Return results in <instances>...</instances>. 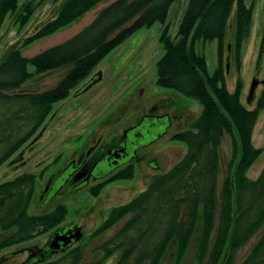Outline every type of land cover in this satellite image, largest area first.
I'll return each instance as SVG.
<instances>
[{"label":"trees","instance_id":"trees-1","mask_svg":"<svg viewBox=\"0 0 264 264\" xmlns=\"http://www.w3.org/2000/svg\"><path fill=\"white\" fill-rule=\"evenodd\" d=\"M101 1L66 0L57 15L28 37L22 46L68 26ZM175 1L114 0L65 41L32 57H25L19 49H14L0 63V102L25 101L26 105L17 114L19 119L32 120L27 132L7 145L0 156L1 165L36 132L52 106L66 99L112 49L142 27H150L158 21L163 24L160 40L164 53L156 63V83L197 99L202 109L186 129L172 137L186 144L185 155L170 169L154 176L129 202L112 207L97 229L96 234H101L122 222L100 246L104 260L116 255L112 264H161L171 249L175 251L174 264H180L195 235L198 236L197 264H231L234 251L264 222V166L255 179L246 175L263 152L251 139L258 114L264 109V90L255 107L248 109L240 100L242 79L238 77L235 89L229 91L224 71V37L230 15L234 11L233 38L239 71L240 49L250 35L253 3L189 0L177 34L171 37L166 21ZM18 2L0 0V29L6 16L16 12ZM37 6L33 0H28L16 20L25 24ZM213 40L218 41L219 58L218 65L209 73L206 58L196 50V43ZM28 64L34 67L35 74L62 67L68 70L50 89L7 95L6 91L19 88L32 77L33 73L27 70ZM225 137L231 143V157L221 187V209L216 227L220 146ZM8 138L9 131L0 121V142ZM134 173L131 167L115 180L132 178ZM35 184L36 177L32 173H23L0 184V197L5 200L0 213V231L4 232L0 249L48 233L65 219L67 207L63 203L40 214L29 212ZM103 186L93 190V194ZM42 264H103V261H83L80 248L76 247ZM242 264H264V235Z\"/></svg>","mask_w":264,"mask_h":264},{"label":"rangeland","instance_id":"rangeland-1","mask_svg":"<svg viewBox=\"0 0 264 264\" xmlns=\"http://www.w3.org/2000/svg\"><path fill=\"white\" fill-rule=\"evenodd\" d=\"M27 1L19 0L16 12L8 14L2 24L0 63L14 49H19L25 57H32L65 41L86 26L101 8L114 0H102L68 26L50 36L22 46L28 37L57 15L66 0L56 2L33 0V4L37 3L38 6L28 21L21 25L16 18ZM188 1L176 0L170 7L166 24H168V34L171 37L177 34L178 25ZM245 1L247 5L253 3V12L250 35L240 49L241 67L238 71L233 38L234 11H232L224 37V71L229 91L235 89L238 77L242 79L240 100L246 108L253 109L257 98L264 90V0ZM163 28V24L159 21L150 27H142L112 49L99 61L91 73L72 89L66 99L52 106L50 114L36 132L0 165V184L23 173L35 175L36 184L29 206L30 213L40 214L52 210L60 203L67 207L65 219L52 231L29 241L0 249V264H42L64 256L67 252H53L46 259L37 261L29 257V249L41 248L53 231L68 224L80 227L82 236L71 245L70 249L80 248L83 261H103V264H112L116 255L104 260V252L100 246L118 230L122 222L101 234H96L97 229L105 221L112 207L129 202L148 186L154 176L170 169L185 155L186 144L173 140L171 135L173 130L177 133L186 129L199 116L202 109L197 99L156 83V63L164 53L160 40ZM196 50L204 54L208 71L212 73L218 65V41H199L196 43ZM27 70L33 73L32 77L19 88L6 91L7 95L37 93L50 89L64 77L68 67L35 74L34 67L28 64ZM97 73H100L101 78L87 90L76 95L77 89L86 83L89 77ZM254 80L258 82L253 93L250 94ZM24 105H26L25 101L0 102V121L3 128L9 131V138L5 142H0V156L11 141L22 136L32 125L31 119L23 118L25 113L22 115L23 119H19L20 116L17 113ZM154 105H157L159 109H167L168 112L175 111L174 113L178 115L176 119L173 118V130L162 133V128H157L154 134L146 135L148 141L155 140L145 152V158H149L151 162L148 160L141 162L139 169L135 168L132 178L104 183L106 185L100 188L97 194H93V190L88 189L66 192L64 187L62 193L49 199L50 205L42 204L44 201L39 195L45 193L43 190L49 177L57 171L58 167L70 161L74 150L86 149L88 144L98 137H101L105 144L111 143L119 138L127 127L138 123L148 109ZM251 140L255 147L263 149L262 154L246 172L249 179H255L264 166V109L258 114ZM154 157L156 159L153 161ZM230 157L231 143L229 138L225 137L220 146L216 227L221 209V187ZM4 202L5 200L0 197V213ZM263 227L264 224L245 244L234 251L231 264L244 262L264 234ZM3 235L4 232L0 231V240ZM214 236L215 230L212 232L210 245ZM197 248L198 236L195 235L180 264H197ZM174 260L175 251L171 249L165 254L161 264H174Z\"/></svg>","mask_w":264,"mask_h":264},{"label":"flooded vegetation","instance_id":"flooded-vegetation-1","mask_svg":"<svg viewBox=\"0 0 264 264\" xmlns=\"http://www.w3.org/2000/svg\"><path fill=\"white\" fill-rule=\"evenodd\" d=\"M100 78V73L89 77L88 81L77 89L75 94L84 92ZM174 112L175 111L172 110L168 112L167 109H159L157 105H154L148 109L138 123L127 127L121 136L111 143L105 144L102 138L98 137L94 138L86 149L80 151L74 150L70 161L58 167L57 171L49 177L43 190V193L44 191L45 193L39 195L44 201L42 204L47 206L50 205L49 199L62 193L61 191L64 187L66 192H78L86 189L95 190L101 185H106L109 182L115 181V179L122 175L127 169L131 167L134 169L137 167V169H139L141 162H145L146 160L151 162L149 158H145V152L155 140L148 141L146 135L149 136L154 134L153 132L156 131L157 128H162V133L173 130V118L176 119L178 115V113L175 114ZM174 134L175 131L173 130L171 136ZM155 159L156 157H154L153 161ZM50 183L52 184L48 189ZM75 227H77L75 224H68L53 231L44 246L36 249H29V257L37 261L46 259L51 252H54L55 249L59 247L60 242L58 244H54L53 242L56 234H64L67 230L71 228L74 229ZM261 238L259 240H261ZM71 245L72 244L63 251L69 252L71 250Z\"/></svg>","mask_w":264,"mask_h":264},{"label":"water","instance_id":"water-1","mask_svg":"<svg viewBox=\"0 0 264 264\" xmlns=\"http://www.w3.org/2000/svg\"><path fill=\"white\" fill-rule=\"evenodd\" d=\"M257 80H254L251 85L250 94L253 93L254 87L257 84ZM78 93H76L77 95ZM250 96V95H249ZM82 236V232L80 230V227H75L74 229L71 228L67 230L64 234H56V236L53 239L54 244H59L58 249H55L54 252L63 251L66 247H68L70 244H73L75 241H78ZM53 253V252H51ZM50 255V254H49Z\"/></svg>","mask_w":264,"mask_h":264}]
</instances>
